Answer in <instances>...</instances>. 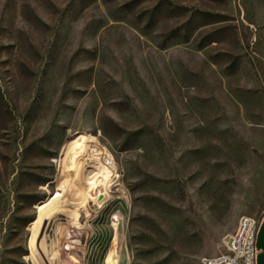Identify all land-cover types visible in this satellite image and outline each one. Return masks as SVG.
<instances>
[{"label": "rangeland", "instance_id": "obj_1", "mask_svg": "<svg viewBox=\"0 0 264 264\" xmlns=\"http://www.w3.org/2000/svg\"><path fill=\"white\" fill-rule=\"evenodd\" d=\"M82 135L111 196L82 181L34 260ZM263 209L264 0H0V264H203Z\"/></svg>", "mask_w": 264, "mask_h": 264}, {"label": "bare ground", "instance_id": "obj_2", "mask_svg": "<svg viewBox=\"0 0 264 264\" xmlns=\"http://www.w3.org/2000/svg\"><path fill=\"white\" fill-rule=\"evenodd\" d=\"M80 139L84 144L80 143L74 148L76 157H79L75 161V174L71 175L68 184L63 185L62 192H56L37 205V217L33 222V233L30 240L31 256L34 260H36L37 254L45 252L43 230L48 218L64 211L62 202H69L76 193H80V198L85 203L86 197L81 186L82 181L87 182L92 196L103 195L102 200L111 196L110 185L116 174L110 153L96 142L94 136L82 135ZM77 219L76 215L71 218L72 221H77ZM73 231H77L76 228H73Z\"/></svg>", "mask_w": 264, "mask_h": 264}, {"label": "built area", "instance_id": "obj_3", "mask_svg": "<svg viewBox=\"0 0 264 264\" xmlns=\"http://www.w3.org/2000/svg\"><path fill=\"white\" fill-rule=\"evenodd\" d=\"M264 222V209L259 217L243 216L237 229L227 240V250L212 257L203 258V264H257L258 233Z\"/></svg>", "mask_w": 264, "mask_h": 264}, {"label": "water", "instance_id": "obj_4", "mask_svg": "<svg viewBox=\"0 0 264 264\" xmlns=\"http://www.w3.org/2000/svg\"><path fill=\"white\" fill-rule=\"evenodd\" d=\"M257 247L264 250V222L262 223L257 239ZM257 264H264V251L258 254Z\"/></svg>", "mask_w": 264, "mask_h": 264}]
</instances>
